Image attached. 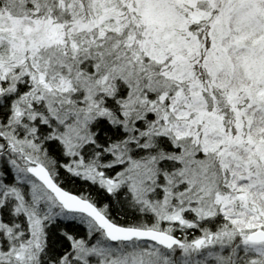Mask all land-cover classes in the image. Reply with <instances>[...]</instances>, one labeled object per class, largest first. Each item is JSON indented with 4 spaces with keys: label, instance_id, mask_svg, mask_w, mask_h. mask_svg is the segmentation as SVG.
I'll return each instance as SVG.
<instances>
[{
    "label": "snow or ice",
    "instance_id": "obj_1",
    "mask_svg": "<svg viewBox=\"0 0 264 264\" xmlns=\"http://www.w3.org/2000/svg\"><path fill=\"white\" fill-rule=\"evenodd\" d=\"M0 264H264V0H0Z\"/></svg>",
    "mask_w": 264,
    "mask_h": 264
}]
</instances>
